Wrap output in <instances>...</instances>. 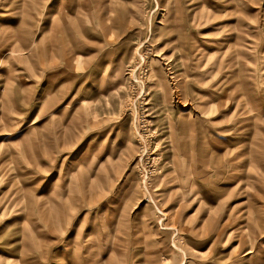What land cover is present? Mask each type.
<instances>
[{
	"label": "rangeland",
	"instance_id": "obj_1",
	"mask_svg": "<svg viewBox=\"0 0 264 264\" xmlns=\"http://www.w3.org/2000/svg\"><path fill=\"white\" fill-rule=\"evenodd\" d=\"M176 1L0 0V264H264V0Z\"/></svg>",
	"mask_w": 264,
	"mask_h": 264
},
{
	"label": "bare ground",
	"instance_id": "obj_2",
	"mask_svg": "<svg viewBox=\"0 0 264 264\" xmlns=\"http://www.w3.org/2000/svg\"><path fill=\"white\" fill-rule=\"evenodd\" d=\"M189 1V0H188ZM190 1H192V0H190ZM174 4H175V7L177 8L178 7V2L175 0V2H174ZM187 5H190L191 4V2H187L186 3ZM177 9H179V8H177ZM260 22V21H259ZM246 42V41H245ZM250 42V41H249ZM71 47H73V46H71ZM73 49V48H72ZM22 50V49H21ZM20 51V50H19ZM235 58V57H234ZM85 59V58H84ZM87 59V58H86ZM86 59L84 60V62L86 63L87 61H86ZM241 59V58H240ZM88 64V63H87ZM177 71H179V70H177ZM90 72V71H89ZM171 75V74H170ZM240 81V80H239ZM12 89H13V87H12ZM253 89H254V87H253ZM248 94V93H247ZM252 94V93H251ZM237 104H241V102L240 101H237ZM187 112V111H186ZM242 113H245V111H243V110H241V112H240V114H242ZM180 115V114H179ZM145 148V147H144ZM144 148H142L143 150H144ZM142 150V151H143ZM146 150V149H145ZM144 152V151H143ZM87 157V156H86ZM199 164V163H198ZM142 170H144L143 168H142ZM140 182L141 183H144L145 182V179H143V180H140ZM173 182V181H172ZM153 186H155V189L153 190L154 192H156V194H158L159 195V200H162V201H168L169 199H171V198H162V196L160 197V193L159 192H157V189L159 188V189H161V187H159V186H156V185H153ZM55 231V230H54ZM37 246H38V244H37ZM30 247V246H29ZM25 248V247H24ZM32 249V248H31ZM29 250V249H28ZM36 251H37V249H36ZM246 253H249V251H247ZM64 255V254H63ZM245 255V254H244ZM70 259H72V258H70ZM76 263V262H75ZM68 264H71V263H68Z\"/></svg>",
	"mask_w": 264,
	"mask_h": 264
}]
</instances>
